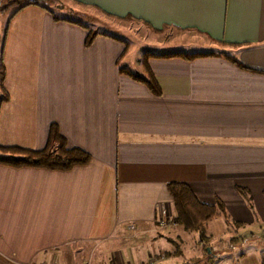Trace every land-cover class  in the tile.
<instances>
[{
    "label": "crops",
    "instance_id": "crops-1",
    "mask_svg": "<svg viewBox=\"0 0 264 264\" xmlns=\"http://www.w3.org/2000/svg\"><path fill=\"white\" fill-rule=\"evenodd\" d=\"M65 1L68 10L90 23L113 28L136 22L152 34L186 35L202 46L160 54L213 56L148 58L160 91L155 96L117 71L120 66L131 72L130 42L79 21H53L40 7L35 17L26 7L16 14L24 13L26 29L37 18L38 37L30 44L31 34L20 29L14 32L20 43L10 51L6 44L1 47L2 88L11 82L22 90L29 81L30 115L23 114L28 105L21 99L0 125V134L17 135L0 139V146L42 150L49 126L55 125L67 147L85 152L90 161L65 172L0 166V264H72L63 259L70 246L117 240L128 226L136 241L154 242L155 234L168 241L167 230L179 231L170 223L173 209L165 189L170 182L187 184L201 203L218 199L239 226L264 224V0ZM88 31L95 37L85 47ZM223 55L253 72L238 69ZM138 71L142 77L140 63ZM6 97L0 119L10 101ZM213 183L223 186L218 192L224 198ZM235 188L246 190L251 210ZM161 211L168 222L164 234L153 229ZM233 243L225 253L206 259L197 253L186 260L264 262L260 252L231 251ZM180 254L175 250L173 264L181 263ZM147 257L150 262L158 255ZM128 262L118 257L108 264H133Z\"/></svg>",
    "mask_w": 264,
    "mask_h": 264
},
{
    "label": "rangeland",
    "instance_id": "rangeland-1",
    "mask_svg": "<svg viewBox=\"0 0 264 264\" xmlns=\"http://www.w3.org/2000/svg\"><path fill=\"white\" fill-rule=\"evenodd\" d=\"M26 0H20V3H24ZM37 2L39 5L47 9L54 17L56 18H65L71 19L72 21H79L89 30L94 32H104L108 35L124 39L129 44V57L127 59V65L132 73L138 74V65L139 55L146 51L150 53H166L169 51H194L196 49H201V45L194 44L190 39L187 38L186 35H176V34H152L149 31L140 27L136 22L127 24V23H114L113 28L110 26H101L102 24L98 22L90 23L89 21H85L78 16L75 11L71 8L68 10L69 3L65 0H32ZM6 5L5 0H0V9ZM71 7V6H70ZM29 8L30 17H35L38 14V8L34 6L26 7ZM37 8V9H36ZM41 9V8H40ZM23 10V9H21ZM15 14V8H11L9 10L0 11V49L6 44L7 49L10 51L15 44L20 43V40L16 37L14 32L18 30H27L31 34L30 44H36L38 31H39V21L34 18V23L29 26V29H26L23 26L22 17L24 13L21 15ZM13 14V15H12ZM119 26V27H117ZM28 41V40H27ZM28 78V75L26 76ZM13 83L8 82L6 87L0 89V98L2 93H5L6 96L10 95V101L7 105H3V113L0 119V125H4L6 116L10 111L15 110V105H21V99L25 100L28 107L26 112L23 113L29 117L30 115V100L32 93L31 91V83L25 81L22 84V90L17 89ZM20 91V93H19ZM9 135H17V134H0V139H9L11 136ZM23 136V135H22ZM21 136V137H22ZM6 140V141H7ZM218 183H213V187H215L214 192L219 193L223 198L224 196L218 192L219 187ZM237 192V191H236ZM216 195V194H215ZM241 198V196L238 194ZM200 199L202 198L199 196ZM213 201V200H212ZM211 201V202H212ZM215 201L212 202V205ZM226 212V211H225ZM168 227V223L165 228ZM157 233L164 234V228L159 227L157 223L153 228ZM177 233H173L167 230L166 236L169 240L165 241L164 239H158L162 235L155 234V241L150 242L147 240L141 241L140 239L136 241L135 233L133 231H121L119 232L117 240L109 241L105 243H100L97 246H70L67 253H64L63 259L69 260L72 264H108L109 261H115L118 257L122 259L124 263L128 261L133 264H138V262H143V264H173V253L175 250L181 252V256L178 258L181 263L179 264H189L186 258H189L193 255H199L206 259L209 256L225 253L227 251L228 245L233 243L230 247L231 251H243L246 253H257L260 252L264 257V224L258 221L257 225H249V226H239L236 223H233L231 220V216L228 212H226V219H217L213 220L208 225V229L205 231V234L209 237L208 242H199L198 234L196 232H185L178 229ZM261 231V232H260ZM263 231V232H262ZM252 234H261L263 236H253ZM159 236V237H158ZM238 237L233 242L228 240L231 237ZM131 238H133L131 240ZM135 239V240H134ZM134 243V244H133ZM203 247V245H205ZM151 253L153 255H158V258L153 259V262H148L147 253ZM210 253V254H207ZM167 254L170 256L167 257ZM209 255V256H208ZM162 256V257H161ZM163 258V259H162ZM121 261V260H120ZM128 262V263H129ZM198 264H201L198 263Z\"/></svg>",
    "mask_w": 264,
    "mask_h": 264
},
{
    "label": "trees",
    "instance_id": "trees-1",
    "mask_svg": "<svg viewBox=\"0 0 264 264\" xmlns=\"http://www.w3.org/2000/svg\"><path fill=\"white\" fill-rule=\"evenodd\" d=\"M6 5L0 9L9 10L15 8L16 12L28 6H38L45 9L37 2L32 0H26L24 3H20V0H5ZM46 10V9H45ZM12 14V15H13ZM124 20L131 19L128 16L123 18ZM53 21H58L57 18L52 17ZM68 23L73 25H79L73 21L67 20ZM163 30H156L154 32L160 33ZM95 37V33L92 31L87 32V36L84 41V46L87 47ZM215 44H224L221 42H215ZM126 47V46H125ZM213 56V53H170V54H153L149 52H143L140 55L139 63L143 70V76H137L131 73L124 67H118L117 71L120 75L128 77L134 82L142 84L151 94L158 96L160 94L159 88L150 74L146 61L148 58H180L185 61H192L197 58H206ZM223 59L234 65L240 70L253 72L241 65L236 59L230 56L223 55ZM4 67L2 63V52L0 51V89L2 90V83L4 79ZM7 99L5 93H2L0 103ZM90 157L85 152L77 148H68L65 139L58 133L55 125H50L47 132V138L45 146L42 150H28L22 149L16 146H0V166L10 168H35L44 169L48 171H69L73 167L85 166L89 163ZM166 192L171 200L173 209V217L170 223L173 226L180 228L185 232H196L198 234L199 242H208L209 237L205 234V227L207 223L216 219H226V212L222 203L215 199L213 205H207L197 200L192 193L189 186L181 182H170L165 185ZM237 193L245 201L247 206L249 203V196L245 189L235 188ZM249 209L251 210L250 206ZM237 225V224H236ZM203 245V247H205ZM170 255L167 254V257ZM261 264H264L262 262Z\"/></svg>",
    "mask_w": 264,
    "mask_h": 264
},
{
    "label": "built area",
    "instance_id": "built-area-1",
    "mask_svg": "<svg viewBox=\"0 0 264 264\" xmlns=\"http://www.w3.org/2000/svg\"><path fill=\"white\" fill-rule=\"evenodd\" d=\"M167 220L165 218V212L164 211H161L160 212V216L157 220V225H158V228L161 227V228H165L166 224H167ZM127 230H133V227L132 226H128L127 227ZM150 262H153V259L150 261Z\"/></svg>",
    "mask_w": 264,
    "mask_h": 264
}]
</instances>
